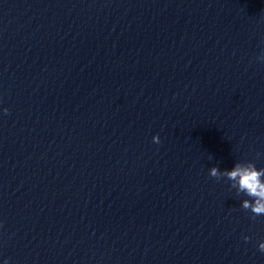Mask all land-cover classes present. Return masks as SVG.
I'll use <instances>...</instances> for the list:
<instances>
[{
  "label": "clouds",
  "instance_id": "clouds-1",
  "mask_svg": "<svg viewBox=\"0 0 264 264\" xmlns=\"http://www.w3.org/2000/svg\"><path fill=\"white\" fill-rule=\"evenodd\" d=\"M261 62H264V53L257 57ZM7 113L8 109H4ZM153 142L159 143L156 136L153 137ZM209 175L214 178L225 176L230 181H235L238 184V191L244 192L248 197L254 199L255 203H249V200L243 202L245 209H250L253 213V219L256 216L264 215V168L257 169L255 164L248 163L247 165L237 162L231 170H225L223 173L218 168L213 167L209 171ZM234 187L236 184L233 185ZM250 237L245 236L244 240L248 241ZM259 251L264 253V241L258 245Z\"/></svg>",
  "mask_w": 264,
  "mask_h": 264
}]
</instances>
